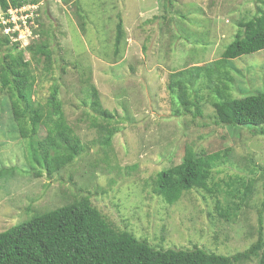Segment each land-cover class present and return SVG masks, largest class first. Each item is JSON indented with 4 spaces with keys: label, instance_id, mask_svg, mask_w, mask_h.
<instances>
[{
    "label": "rangeland",
    "instance_id": "1",
    "mask_svg": "<svg viewBox=\"0 0 264 264\" xmlns=\"http://www.w3.org/2000/svg\"><path fill=\"white\" fill-rule=\"evenodd\" d=\"M34 1L25 4L37 13L32 37L22 29L25 35L20 34L16 43L25 49L45 39L52 62L47 68L44 57L25 52L32 98L44 103L56 87L65 120L83 149L48 175L39 165L36 145L45 127L22 137L12 117L14 97L0 88V168L4 170L0 232L34 213L88 196L114 227L127 229L154 246H199L230 255L254 242L263 196L264 135L251 131L264 129V124L216 125L211 102L215 84L226 83L232 97L264 92V49L232 59L210 79L194 78L191 67L218 59L233 39L238 21L264 12V0ZM118 19L125 39L115 55ZM7 46L0 44V53ZM186 69L183 75L173 74ZM89 82L112 118H103L91 104ZM180 89L189 102L188 111L180 105ZM194 100L200 115L194 113ZM106 124L115 130L108 145L100 128ZM185 147L204 153L229 150L213 168L212 192L191 189L168 204L154 190L155 176L178 164ZM241 179L253 180V194L226 220L217 214L216 200L223 209L239 202L226 185ZM262 232L264 239V212ZM237 264H256V258Z\"/></svg>",
    "mask_w": 264,
    "mask_h": 264
},
{
    "label": "trees",
    "instance_id": "2",
    "mask_svg": "<svg viewBox=\"0 0 264 264\" xmlns=\"http://www.w3.org/2000/svg\"><path fill=\"white\" fill-rule=\"evenodd\" d=\"M27 2L35 1L0 0V8L5 11L10 6L20 7ZM38 32L42 35L43 29L40 27ZM0 39L1 45H8L0 53V88L8 89L14 97L11 103L12 117L22 137L33 136L40 126L45 127V135L37 139L36 145L42 160L39 165L50 175L70 163L83 149L79 137L65 120L56 87L51 89L44 103L32 98V75L25 52L29 56L39 54L44 57L48 68L52 62L50 44L41 38L20 49L7 36L2 34ZM124 39L122 21L118 19L113 42L115 55L119 53ZM263 49L264 12H260L238 21L233 39L225 45L220 57L206 65L192 66L191 75L196 79L201 76L210 79L215 71L228 67L232 59ZM60 61L63 70V59ZM187 71L180 70L173 74L183 75ZM88 88L91 91V104L97 107L103 118H112V113L101 107L94 84L89 82ZM226 90V83L213 87L215 99L211 105L214 124L239 128L264 124L263 91L232 97ZM178 98L184 111H188L189 102L183 89H180ZM192 106L194 113L200 115L197 101L194 100ZM100 128L105 130L102 137L108 145L115 130L107 124L100 125ZM251 132L264 135L262 128ZM228 150L204 153L185 147L178 164L156 173L155 192L168 204L175 203L191 189L212 192L209 181L213 168L226 159ZM2 173L4 170L0 168ZM226 186L234 190L240 201L232 202L223 209L216 200L215 210L219 216L229 220L253 194V180H230ZM263 212L264 185L257 210L256 240L244 250L227 255L199 246L185 249L154 246L127 229L114 227L91 204L88 196H82L61 206L34 213L29 219L1 231L0 264H237L252 258H256V264H264Z\"/></svg>",
    "mask_w": 264,
    "mask_h": 264
},
{
    "label": "built area",
    "instance_id": "3",
    "mask_svg": "<svg viewBox=\"0 0 264 264\" xmlns=\"http://www.w3.org/2000/svg\"><path fill=\"white\" fill-rule=\"evenodd\" d=\"M25 6V4L20 7L10 6L5 11L0 8L1 32L12 41H19L20 34L25 35V31L30 38L32 37L30 31L36 26L34 21H36L37 13L34 12V9H27ZM22 29H25V31H22Z\"/></svg>",
    "mask_w": 264,
    "mask_h": 264
},
{
    "label": "clouds",
    "instance_id": "4",
    "mask_svg": "<svg viewBox=\"0 0 264 264\" xmlns=\"http://www.w3.org/2000/svg\"><path fill=\"white\" fill-rule=\"evenodd\" d=\"M0 31H1V29H0ZM3 34V33H2ZM4 35V34H3ZM5 36H7V35H5ZM8 37V36H7ZM9 38V37H8ZM10 39V38H9ZM11 40V39H10ZM12 41V40H11ZM12 42H16V41H12Z\"/></svg>",
    "mask_w": 264,
    "mask_h": 264
}]
</instances>
